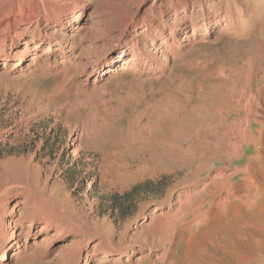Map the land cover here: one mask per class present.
<instances>
[{
  "label": "rangeland",
  "instance_id": "1",
  "mask_svg": "<svg viewBox=\"0 0 264 264\" xmlns=\"http://www.w3.org/2000/svg\"><path fill=\"white\" fill-rule=\"evenodd\" d=\"M45 1L40 17L43 21L49 17L46 22L51 26L42 31L54 26L65 35L73 34L77 46L72 53L83 47L81 61L89 62L83 66L69 52L62 54L61 48L51 46L53 57L40 67L37 64L44 58L36 53L27 50L17 61L9 43L0 47V258L7 250L0 264H239L238 257L245 253H252L254 260L244 264H264V250L255 256L254 244L242 250L236 245V258L223 253L233 250L229 241L254 222L243 212L253 207L260 193L250 184L245 190L242 186L259 160L264 132L260 119H251L248 140L237 143L233 156L223 149L204 164L179 157L171 169L125 185L106 176L102 167L108 145L122 137L130 141L138 113L149 104L170 110L192 95L189 108L201 93L191 78L217 70L227 75L243 66L245 57L262 52L264 0H203L205 23L192 31L188 24L196 19L172 15L174 40L163 41L158 40L161 23L158 31H152L140 22L153 0H113L122 15L139 13L135 28L124 32L128 39L137 36L135 46L129 41L121 45L120 38L109 33L110 25H120L119 16L100 20V11L112 0ZM177 1L165 5L172 11L170 6ZM181 1H188L186 14L194 16L196 0ZM27 4V0L20 3ZM74 11L75 19L70 14ZM22 12L18 9L16 15ZM58 19L68 20L67 25L55 26ZM93 20L104 23L102 30H95ZM184 25L186 30L181 29ZM182 34L185 38L176 42ZM24 40L17 48L24 46ZM69 46L67 42L65 51ZM151 47L165 48L169 60L148 58L145 51ZM135 53L137 59L131 63ZM253 70L254 87L264 90V70L258 66ZM230 115L222 114L227 125L245 117L243 111ZM229 141L233 139L225 136L224 142ZM195 167L203 169L197 176ZM233 172L229 184L237 185L232 197L221 188L203 205L195 204L197 197L204 198L203 184L212 175ZM133 188L134 195L125 197ZM183 211L187 213L180 219ZM10 219L19 227L9 228ZM216 234L226 236L222 249L211 244Z\"/></svg>",
  "mask_w": 264,
  "mask_h": 264
},
{
  "label": "bare ground",
  "instance_id": "2",
  "mask_svg": "<svg viewBox=\"0 0 264 264\" xmlns=\"http://www.w3.org/2000/svg\"><path fill=\"white\" fill-rule=\"evenodd\" d=\"M23 1L24 0H0V47H2L3 42L5 41L7 44L9 43V46H11L10 49L13 48L15 50L14 52L17 54V61L19 58H21V56H23V54H25L27 50H30L31 52L36 53L40 59L44 58V60H40L37 64L40 67H42L46 61L53 57L50 55L51 46H57V49L61 48L60 53L62 54L69 52L72 60L80 62L82 60L81 57L83 54V47L77 51L78 53H72V50L75 48V46H77V44L74 42L73 34L65 35L64 33L56 31L54 26L50 31H42L50 29L49 27L51 26V24L46 22L50 20L49 17L44 18V21L42 17H40V9L46 6V1L44 0L39 2L38 0H27L28 4L26 6L20 5V3ZM123 1L127 3L129 2L128 0ZM142 1L144 0H140L139 2ZM109 2L107 4L105 3L106 9H104L102 12L100 11L101 19H99L105 21L103 19L107 15L111 14H114L115 17L119 16L120 25H110L108 27L109 33L113 35V37L120 38L121 45L126 44L128 41L132 42L134 46L137 45V41L139 40L137 39V36H132L128 39V36H125L124 32H131V30L135 28V20H137L135 15H138L139 13L136 11L130 15H122L117 10L116 5L113 4V0L112 2ZM166 2L169 3L170 0H153L151 5L146 10H144L145 12L140 17V22H145V26H149V29L152 31H158L159 23L162 24L158 33V40L160 39L163 41L165 40V37H171V40H174L172 36L175 29H173L174 21L171 19L172 15L175 17L183 15L182 19L190 18L192 21L196 19V21L188 24L192 31H195L196 27L199 28V26L205 21L204 18L206 17L204 15V7H202L203 0H196V6H198V8L195 9L196 14L194 16H187L186 14L189 9L188 1L182 2L179 0L173 3V5L170 6L172 11L165 5ZM102 4L104 5V3ZM18 9L23 11L20 16L16 15V10ZM227 12L230 13L229 11ZM70 14L71 18L74 19L78 16L75 11L71 12ZM155 16L158 18L156 19ZM88 17H91V13L88 14ZM79 19L80 16L76 20ZM96 20H93L91 24L95 25V30L99 32L102 30V24L104 23L102 21L98 22ZM67 21L68 20L66 19H58L56 20L55 26L64 28V26L67 25ZM182 24H185V21ZM188 26L184 25L181 27V29L186 30V27ZM41 32L44 36L40 34ZM90 32L91 31L86 33V36ZM27 33L31 34V37L26 38ZM23 37L25 38L24 46L22 48H17L18 44L20 43V39ZM184 38L185 34H182L175 40L176 42H179ZM261 40H263V38H261ZM67 42L71 44L72 47H67V50L65 51L64 46L67 44ZM260 45L261 44H259V46ZM164 49L165 48L151 47L145 51L146 56L151 60H156L158 58L160 61L166 62L169 60L170 55ZM136 53L133 54V57L130 59L131 63L135 62L134 60L137 59ZM84 60L81 62L82 64L84 63L83 66H87V62H89V60ZM244 61L245 62L242 63L243 66L240 65L239 67L235 68L232 73L227 75L223 74L222 72L219 73L217 70L191 78L192 80L194 79L192 82L196 83V87L201 93L197 99V102L189 108L187 106L192 101V95L181 98L183 103L176 102L175 106L170 110L166 109L162 105L159 106V104H155V106H153L151 105L153 103L152 102L146 107L147 111H140L138 113L139 122H137L138 124L135 126L136 131L133 133L132 138L130 137V141H123V137V140L121 139L112 141L108 145V150L105 152V154L103 153V173H105L106 176H109L113 181L125 185L129 182L138 180L142 176L144 177V175H154L159 171L171 169L173 164H176L175 160L179 157H187L190 160V163L198 159L200 163L204 164L223 149L233 156L235 151L238 149L237 143H242L248 140L247 128H249L252 122L251 119L258 118L264 124V90L254 87L255 85L253 82V76L251 74V71H254L253 68L255 66H258L259 71L261 69L264 70V49L262 52L258 51V55L256 57L251 55L245 57ZM16 66L17 63L15 62L12 68H15ZM131 68L133 67H128L130 71L135 70ZM124 69L126 70V68ZM241 111L245 113L243 120H238L227 125L222 119V117L225 119V116H222V114H227L228 116L232 112L239 114ZM180 112L182 113L181 115H179ZM136 116L135 118H137ZM108 134L110 135L111 133ZM108 134L106 136H108ZM225 136H228L229 140L233 139V141L225 143ZM107 140L109 139L107 138ZM258 156L259 160L256 161L255 166L256 171H253L254 173L251 179L246 180L242 186L245 190L250 184L254 191L256 190L260 193V197H258L253 207L243 212L246 217L253 219L254 222L247 223L243 227L244 232L242 234H238L236 239L233 241H229L231 247L228 246L226 248L230 247L233 250H224L226 252L223 253L226 255L227 253H230L235 257L237 254V252L234 251L236 245H238L237 248L241 250L244 249L245 245L254 244L258 246V251H255V256L258 255L259 250H264V132H262L259 139ZM198 167H195L196 172L194 176L199 175V173L203 171V169ZM252 167L254 168V165H252ZM233 174L234 172L228 175H224L222 173H215L212 175L210 181L203 184L204 188H202V194L204 193L205 196L202 197L204 198H200L198 200L197 197L194 200L195 204L200 206L203 205L204 201H206V198H209L221 188H225L226 191L229 192L230 197H232L233 190L236 189L235 185H237L235 184L233 186L229 184V180ZM214 204L217 203L215 202ZM186 213V211H183L178 216H180L181 219L186 215ZM6 225L12 229L19 227V225L15 224L14 220L12 219L6 221ZM47 225L48 224L46 223V225L42 226L41 228L45 229ZM213 239L211 244H214L218 247H216V250L220 248L222 249V247L226 244V236H221L218 238L216 234V237ZM10 241L11 240H8V242L5 243L7 248L10 245ZM166 242L167 239H164L162 243L165 244ZM242 244L244 246H242ZM203 247L202 249L204 250L206 246L204 248ZM6 251L7 250L2 251V257L0 260L4 259ZM251 255L253 254L245 253L240 255L238 257L240 260L239 264L248 263L254 260V257ZM200 262L201 261H199V264ZM236 263L238 264V262Z\"/></svg>",
  "mask_w": 264,
  "mask_h": 264
},
{
  "label": "trees",
  "instance_id": "3",
  "mask_svg": "<svg viewBox=\"0 0 264 264\" xmlns=\"http://www.w3.org/2000/svg\"><path fill=\"white\" fill-rule=\"evenodd\" d=\"M134 191H135V188H133L132 190H130L129 192L125 193V197L127 198H131L132 195H134ZM115 200H113V203H116L114 202Z\"/></svg>",
  "mask_w": 264,
  "mask_h": 264
}]
</instances>
